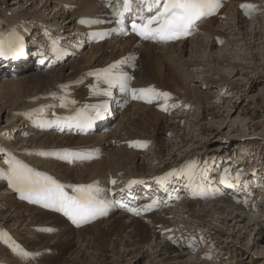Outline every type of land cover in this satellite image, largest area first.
<instances>
[{
    "label": "bare ground",
    "instance_id": "6f19581e",
    "mask_svg": "<svg viewBox=\"0 0 264 264\" xmlns=\"http://www.w3.org/2000/svg\"><path fill=\"white\" fill-rule=\"evenodd\" d=\"M18 1H22V4L31 1L32 3L28 2L31 7H28L24 12H17V9L15 15H12L11 12L4 15L5 22L0 21V34L8 37L10 33H15L18 43L23 46V54L18 57L26 59V61L22 62L23 64L20 63V66L9 63L10 61L5 57H0V121L6 122V124L0 123V132L4 134L23 132L24 135L37 132L38 135L33 134L34 136L28 139L27 148L23 146L24 143L13 144V140L10 142L11 139H8L10 143H7L13 144L11 146L14 150L9 148L10 145L8 147L0 145V154H6V158L10 156L12 159L32 167L36 172L52 177L65 186L64 191L69 195L74 194L76 185L95 184L103 190L102 198L115 195L133 200L139 196L141 201L133 207L139 211V214L133 211L123 212L116 215L117 217L112 219L107 228H102L101 221L105 218L89 225L78 224L77 226L75 222L70 223L69 216L59 212L55 207L45 209L36 205L43 203H32L35 207H29L24 202L16 201L11 194L5 191L3 193L7 201L2 203L6 208H15L13 210L15 213L13 214L10 208L9 215H6L0 208V213L2 211L0 214L1 227L9 228L8 230L17 238L20 234L13 226L28 221V226L30 229L32 228L28 233H36V235L38 233L39 243L43 242L44 244H39L38 247L41 250L38 248V253H30L28 257H22L17 252L18 248L29 253L25 242L32 243L31 249L35 248L38 243L34 242L31 237H25L23 241L17 238L18 242L22 244L11 239L9 240L12 242L11 246L6 245L5 248L2 247L3 245L0 246V258H7V261L0 260V264H122L129 261V256L131 257L129 264H138L145 258L149 262L144 264H212L210 259L205 258L210 254L209 250L203 245L200 246L201 240L195 236V231H206V239L213 248H215L218 238L226 235L233 236L235 231L231 232L232 225L233 227L240 225V229L258 225V234L263 237L264 204L250 203L249 198H253L254 191L245 180L240 177V181H238L235 178L239 175L234 178L230 172V175L226 171L221 173L217 167L208 163L202 167V171L195 175L191 169H186V164L191 159L189 156L205 153L219 154L217 145L212 142H217L218 137L224 136L222 128H224L227 118L234 123L233 125L237 124L235 130H238L239 124L248 126L254 121L249 119L248 123L247 119L242 118L244 113L250 112L253 116L255 113L250 110L252 107L249 108L246 104L240 103L242 98L232 105L230 101L224 106L210 105L211 98L213 99L211 101L215 102L217 98L225 97L218 96L213 91L214 89L221 88L224 93H228V90L233 89V85L235 88H238L239 85L237 86L238 83L232 80L233 77H200L196 71L201 65L198 64L200 62L189 61L185 55L189 50L190 52L193 50V41L197 34L200 33L207 40L209 39L207 41L209 46L216 47L215 44H220L229 36V34L225 35V38L222 34L224 31L237 28L242 33L245 28L243 25L248 22V17L252 18L250 21H257L261 25L262 34L258 37L264 40V0H226L225 7L219 14L201 25L192 38L164 46L142 43L138 48H134L136 42L134 37L111 39L98 44H91L88 41V32L96 26V23H81V21L110 19L113 9L107 7V2H110L111 6H115L118 3L116 0H80L77 3H70L68 6L64 4V0H44V3L39 5L41 6L40 10L33 7L35 0ZM230 4L231 8H229ZM242 5H253L254 9H245L241 7ZM50 8L54 10L53 16L44 12ZM67 8H69L67 16L69 19L64 21V13ZM240 9H244V11H240ZM225 11L229 13L227 14ZM224 13L228 15V21L225 22L222 19ZM61 18L63 20L60 22ZM217 22L221 23V27L227 26V23L231 24L225 30H221L222 28L218 30V28H214ZM231 34H233L232 31ZM254 36L257 37L256 32ZM25 40L31 49L28 47L25 49ZM75 43L76 49H80L79 46H82L81 50L76 53L79 56L76 59H71V62H65L64 59L68 55L67 47L73 48ZM104 45L111 47L112 53L107 54ZM253 46L255 45L244 43L241 49L243 47L251 49L252 55ZM35 47L40 49L38 53H36L37 49L33 50ZM132 50H135L140 56L133 71L131 88L151 87L158 92L170 95L167 99L164 97L153 99L152 103L143 99H133L130 95L129 105L121 110L115 99L104 95V92L109 91L110 87L103 80H98L96 73H99V67L107 65L109 61ZM203 52L206 56V52ZM205 58L203 59L204 63L211 62L217 67L232 64L231 56L229 57L226 53L208 54ZM40 64H44L45 68L39 69L37 65ZM17 65H19L18 68H16ZM18 69H22L23 75L20 73V75L13 76L14 71ZM231 69L232 71L238 70ZM257 85L258 81L252 80L251 91ZM178 95L185 96L186 100L172 103L171 100L177 99ZM192 95L196 98L195 107H198L199 104L202 105L199 107V112L194 113L193 118L190 113L187 117H181L178 115L179 113L173 114L179 112V108H190L189 111H191L192 106L189 99ZM73 101L75 103H72ZM251 102H253L252 105L257 103L255 100ZM104 105L106 108L109 106L112 108L113 117H116V120L112 118V121L106 124L99 134L83 135L79 133L76 135L72 130L80 126L73 124L68 127L63 124L48 123L55 121L58 117L65 118L74 115L78 110H84L90 116H94L96 109H106L102 107ZM230 106L232 108L228 109ZM213 109L220 110L212 113L213 117L219 118V122L217 120L207 121V116L211 115L209 112H212ZM223 112L228 113L226 117ZM39 113L42 115L39 116L40 119L34 116ZM19 124L32 125L34 129L29 126L21 128ZM37 127L38 131L35 130ZM51 128L57 129L58 134H55L54 130L45 132ZM248 128L251 129L252 126H248ZM1 135L0 144L6 142L2 141L6 136L3 138ZM196 136L198 138L194 139ZM241 138L247 139L245 136L237 137V139ZM134 142H139L141 145L146 144V146L153 143L154 148L151 149V147V150L146 151L143 148L145 146H137ZM189 142L191 145H188ZM244 142L233 140L225 144L229 148L230 145ZM108 147L111 148L108 149ZM47 149H59L52 152L60 153V155L65 151L80 153L88 158L63 159V164L56 161L60 155H43L40 158L36 156L40 155L41 150ZM32 151L36 155H32ZM94 152L99 154V160H93L89 156ZM139 152H143L142 156ZM31 161L34 163H29ZM181 162L183 164H180ZM8 168L9 166L6 165L0 167V170L6 173ZM168 173L174 174L161 183L162 176L160 175ZM0 178L7 181L5 176L0 175ZM68 180L70 181L67 182ZM113 180L116 182L115 184L112 183ZM134 180L143 181V183L132 184L129 188V183ZM182 180L186 182L181 186ZM177 185H180L181 194L185 193L186 198L183 203L181 202V207L167 209L169 204L175 202H173L175 198L181 196L179 192L175 191ZM1 186L0 184V189ZM229 194L232 196L230 197ZM1 199L3 200V197ZM146 205H151L150 210L164 207L163 212L166 213V216L145 215ZM1 206L3 205L1 204ZM20 207H25L29 214L19 211ZM247 210L259 212L249 211L251 214H248ZM115 211L110 207V212L116 213ZM172 212L176 215H172ZM168 215L173 217L167 218ZM149 216L151 222L146 225L143 221H147ZM178 216L180 218H177ZM65 221L67 222V224L64 223L66 225L65 234L50 237L52 233L61 232V226ZM44 223L52 225L49 227L37 226ZM46 229L50 231L47 232ZM170 230L174 231L169 232ZM2 232L0 231V239L3 241L5 235ZM150 232L153 239L149 238ZM182 237L190 238V242L187 244L180 242L179 239ZM51 245H54V248H51ZM253 245L258 247L256 243ZM199 246L200 249H198ZM90 249L92 252L89 251ZM191 250H196V254L187 252ZM97 252L98 255H96ZM260 252L259 256L264 258V250ZM261 264H264V259Z\"/></svg>",
    "mask_w": 264,
    "mask_h": 264
},
{
    "label": "rangeland",
    "instance_id": "374dc122",
    "mask_svg": "<svg viewBox=\"0 0 264 264\" xmlns=\"http://www.w3.org/2000/svg\"><path fill=\"white\" fill-rule=\"evenodd\" d=\"M79 1L80 0H70V1L64 0V4L66 6H68V5H70V3L71 4L72 3H77ZM28 2L32 3L31 1H28ZM28 2L25 3V4H22V1H18V0H0V21H2V20L4 21V15L6 16V15H8V13L10 14V12H11L12 15H15V13H17V12H24L28 7L30 8L31 5ZM42 3H44V0L43 1L42 0H35V2L33 3V5H34L33 7H36L37 9L40 10L41 6H39V5H41ZM231 6L232 5L230 4L229 8H231ZM17 9H18V11L15 12ZM241 10L244 11V9H240V11ZM68 11H69V8L66 9V12H65L66 14L64 13V15H65V18L63 17L65 19L64 21L69 19V17H67L69 15ZM44 12L49 14L50 16L54 15V10L52 8L46 9ZM225 12L227 14L229 13L228 11H225ZM226 13H224L223 16H222V19L224 20V22L227 20V17H228V15ZM63 18L60 19V22L63 20ZM261 18H263V17H261ZM250 20H252V18L250 19V17H248V22H250V23L247 22L248 23L247 24L245 22L246 24L243 25V27H245V28L243 29L242 33H240L237 28H234L236 31L235 30H231L233 32V34H231L230 29H228L230 32L228 30H226L227 32L224 31V33H222V34H224V37L226 38V36H228V34H229V36L226 38L227 40L224 39L220 44H215V45H217L216 47L212 46V45L209 46L208 42H207L209 39L207 40L202 34L200 35V33L197 34L196 37H195L197 39L194 38L195 42L193 41V50L191 52L189 50V52L185 55V57L189 61L200 62L198 64L199 65L201 64V65L196 70L197 74L200 75V77H203V78L206 77V76H208V77L209 76H211V77L213 76V78H217V77H220V76H226L228 78H232L233 77L232 80L235 81L236 83H238L237 84V86L239 85L238 88H235L234 87L235 85H233V89L231 91L228 90L229 91L228 93L227 92L224 93L221 88L214 89L213 91L216 92L218 94V96L219 95L220 96L223 95L225 97L224 98H220V99L217 98L216 99L217 101H215V102L211 101V99H212L211 98L210 99V105L224 106L225 104H228L229 101L231 102V105H232L238 99L242 98V99H240L241 100L240 103L241 104H246V106L249 107V108L252 107V108H250V110L255 113V116H253L252 113L250 114V112L244 113V115L242 116V118H245V119L248 120L247 121L248 123L250 122L249 119L254 120L250 125H248V126H252L251 129L248 128V126H243V125H246V124H243V125L239 124L238 130H235L237 128V124L233 125L234 123L229 118H227V120L225 121V124H224L225 126H224V128H222V132H223L224 136L223 137H218L219 139L217 140V142H215V141L212 142V143H215V145H217V150L219 149V151L217 153H219V154L216 155V154H212V153H210V154H208V153L206 154L205 153V154H200V155L189 156L191 159H190V162L186 164L187 165L186 169L187 170L191 169L193 174L195 175L196 173L202 171L203 170L202 167L206 166V163H208V164H213L215 167H217L220 170L221 173H224L226 171V173H228L229 175L231 173V175L234 176V178L239 175L235 179L240 181V177H241V179L245 180L247 182V184L251 187V189L254 191L253 198H251V199L249 198L250 203L252 204V203L255 202V204H256L257 202H259L260 204H264V55H263L264 54L263 53V51H264V48H263L264 40H263V38L260 39L258 37L259 35L262 34V32H261L262 30L260 29L261 25H259L257 23V21L253 22V21H250ZM229 24H231V23H227V26H224L222 24L223 27H224L223 28V27L220 26L221 23L217 22V23H215L214 28L215 29L218 28V30L222 28L221 30H225L229 26ZM252 27H255V28L252 29ZM255 32L257 34V37L254 36ZM239 39H240V41L241 40L242 41L240 42ZM26 40L24 42L25 49H26V47L31 49L29 44L26 43ZM244 43H249V44H254L255 45V46H253L254 48L252 47V52H253L252 55H251V49H244V47L241 49V46L244 45ZM228 45H229V47H228ZM75 46H76V43L73 45V48L72 47H70V48L67 47L68 55L64 59L65 62H71L70 61L71 59H76L79 56L78 54L76 55V53H77V51L79 49H76ZM160 46H163V45H160ZM205 46H207V47H205ZM222 46H223V48H222ZM188 47L190 48L189 44H188ZM258 47H260V48H258ZM221 48L223 49L222 52H221ZM33 50H36V53H38V51L40 49L35 47ZM104 50H105V52L107 54L112 53V48L111 47L109 48V46L104 45ZM203 51L206 52V56H208V54L209 55H211V54L220 55V54H225L226 53V55H229V57L231 56L230 62L232 64H229V65L226 64V65H224L222 67L221 66L217 67L211 62L204 63L203 59H206L205 58L206 56H204V52ZM73 53H75V54H73ZM71 54H73V56H71ZM7 60H9L10 61L9 63H11V64H14V65L19 64L20 66H21V64H23L22 62L26 61L24 59L23 60H19V61L14 60V59H7ZM19 65H17L16 68H18ZM37 67L39 69L45 68L43 65L42 66H38L37 65ZM230 67L233 68V69H235V68L238 69L237 71H239V72H237L236 70L232 71V69ZM21 70L20 69H18L17 71L15 70L14 73H13V76L20 75V73L22 74ZM252 80L258 81V85L255 87V89H252V91H251L250 83H251ZM204 89H206V88H204ZM179 97L180 96L178 95V98L177 99L174 98L173 101L171 100V102L172 103H179L180 101H185L186 100L185 96H181L180 99H179ZM261 98H262V100H261ZM253 100L257 101V103H255L254 105H252L253 102H251ZM189 102L191 103L193 111L192 110L189 111L190 110L189 107H188L189 109L179 108V112H176V113L174 112L173 114H178L179 113L178 115H180L181 117H187L189 115V113H190L191 118H193L194 117L193 114L194 113L195 114L198 113L199 112L198 111L199 107L202 106V105L199 104L198 107L197 106L195 107L196 98H194L193 95H192L191 99H189ZM193 105H194V107H193ZM218 106H216V107H218ZM210 107H211L210 109H212V106H210ZM230 108H232V107L231 106L228 107V109H230ZM53 109H54V107H53ZM218 111H220V110L216 111V110L213 109L212 112L210 111L209 113H211V115L209 114L207 116V121L217 120V122H219V118L213 117L214 114H212V113H215V112H218ZM223 114L226 117V115L228 113L227 112H223ZM34 116L36 118L38 117V119H40L39 116H42V115L39 113V114H35ZM2 121H4V120H2ZM2 121H0L1 124H4V123L6 124V122H2ZM220 121H222V120L220 119ZM21 122L23 123V120H21ZM217 122H216V124H218ZM21 124H19V125H21ZM226 125H227V127H226ZM25 126H27V127L29 126L31 129H34L32 125H21L19 127L27 128ZM35 126H36V124H35ZM35 130L38 131L39 130L38 127ZM52 130H54L55 134H58L57 133L58 130L54 129V128L53 129L52 128L51 129H47V130H45V132H51ZM23 131H24V129H23ZM42 132H44V131H42ZM36 133L33 132V133L29 134V135H24L23 132H21V133H15L14 132V133H11V134H4L2 132L1 134H3V135L0 134L1 137L5 138V136H6V138L3 139L2 141H6V142H2L0 145L4 146V147H8L10 145L9 148L11 150H14V149H12L13 147L11 145H13L15 143H20V144L24 143L25 145H23V146H26L25 148H27L26 144H27L28 139L30 137L34 136V135L35 136L38 135V133L37 134ZM94 134H99V131H97ZM257 135H258V137H257ZM238 136L239 137L240 136H245V137H247V139L246 138L244 140H243V138L237 139ZM196 138H198V136H196L194 139H196ZM8 139H11L10 142H12V140H13V142H12L13 144H9L10 142H9ZM233 140L234 141L237 140V142L238 141H241V142L246 141V142L241 143V144L238 143L236 145L233 144V145H230L229 148H227L228 146L226 147V144L228 142H230V141H233ZM251 140H253V141H251ZM7 142H9V143H7ZM221 143H223V144L220 145ZM152 144L153 143H151V145L149 144L148 146H145L143 148L146 151H148L151 147H152L151 149H153L154 146H152ZM188 145H191V142H189ZM28 147H30V146H28ZM110 148L111 147H108V149H110ZM144 149H143V151H144ZM58 150L59 149L41 150V153H49V152L58 151ZM26 152L28 153V151H26ZM32 152H33V154L31 153L32 155H36V153L34 151H32ZM41 153H40V155L37 154L36 156L39 157V158L43 157V155ZM139 153L142 156L143 152H139ZM5 156H6V154H0V167L6 166V165L9 166L8 161L12 160V158L10 156H9V158H6ZM89 156L93 160H99L100 159L99 158V154H97L95 152L89 154ZM56 161L59 162V163H63L64 164V162H63L64 160L62 158H60V157ZM29 163H34V162L31 161ZM180 164H183V162H181ZM30 165H32V164H30ZM175 166H176V164H175ZM30 168H32V167H30ZM253 174H254V176H253ZM160 176L165 177L166 174L165 175L163 174V175H160ZM69 181L70 180H68L67 182H69ZM185 182L186 181L182 180L180 182L181 186H182V184H185ZM2 183H4V184H2ZM0 184L2 185L1 189H0V195H1L0 199H1V197H3V200L2 199L0 200V205L2 204L3 206H1L0 208L2 209V211H4L3 213H5L6 215H9V210H10L11 207L10 208L9 207L6 208L4 206V204L2 203L3 201L4 202L7 201L5 199L6 198L5 194H4L5 191L8 192L9 194H11L16 201H18L20 203L24 202V204L29 206V207H35L32 204L33 202L31 200L24 199V198L21 197V195L11 186V184H10L8 179H7V181H4L3 178H0ZM177 186L178 187L175 188V191L179 192V195H181V196H179L178 198H175V200H173V202L174 201L175 202L169 204L167 206V209L181 207V202L183 203V200L186 198L185 193L181 194L182 191L179 188L180 185H177ZM6 188H8V189H6ZM229 196L231 197L232 194H229ZM103 199L108 201L109 198H108V196H105V198H103ZM36 205L40 206V207H44L45 209H49L50 208V207H45L43 204H36ZM14 209L15 208H11V212H13V214L15 213L13 211ZM154 209L151 210L148 213L144 212V214L145 215H149L150 214V215H152L151 217H153V216H157L158 217V216H161V215L164 216V217L166 216V213L163 212L164 207L163 208H154ZM18 210L19 211H23V213H25V214H29V211H27V209L25 207H20ZM2 211H1V213H2ZM249 211L252 212V213L259 212V211H251V210H249ZM249 211L247 210L246 213L249 214L250 213ZM59 212H62V211H59ZM115 212L116 213L111 212L107 217H105V219H103L101 221V225L100 226L102 228H107L108 225H110V222L112 221V219H114L116 215L118 216V215H120L122 213L121 211L119 212V210H116ZM172 213H173L172 215H176V213H174V212H172ZM151 217L149 216V219L147 221H143L142 219H139V220H142L143 223H146V225H147V224H149L151 222V220H150ZM172 217L173 216H169V215L167 216V218H172ZM108 218H109V220H107ZM177 218H180V216H178ZM25 222H21V224H18L17 226L14 225L15 227L13 226V228L15 230H17V233L20 234V236H18L17 238L18 239L20 238L21 241H23L25 237H29V238L31 237V239L34 242L38 243L36 245V247L31 249L30 247H31L32 243L28 244V242H25V245H27V248H29V253H32V254L38 253V251L41 250V248L38 247L39 244L40 243L44 244V243L43 242L39 243L38 240H40V238L38 237V233H37V235H36V233H34V234L33 233H28V231L30 232L32 228L30 229V227L28 226V224H27L28 221H25ZM246 222L248 223V221H246ZM64 223L67 224L66 221L63 222V225L65 227L63 225L61 226V228H62L61 232L57 231V232H55V234L52 233L50 235V237L53 238V237H58L59 235L60 236L64 235L65 232H66V225ZM243 224H245V223H243ZM51 225L52 224L44 223V224H39L37 226H39V227H49ZM2 227L0 225V231H3L2 233L5 235V237H4L5 239L3 241H2V239H0V246L3 245L2 247H4V248L7 247L8 245L11 246L12 242L11 241L9 242V240H11V239L15 240L17 243H21V242H18V239L13 236V234L11 233L10 230H8L9 228L7 229L4 226H2ZM17 227H19V228H17ZM241 227H243V226H241ZM250 228H248V229H240V225L235 226V227H233V225H232L231 232L235 231L233 233V236L228 237V235H226L225 237L218 238L219 242L217 241V244L215 245V248H213L211 243L206 239V237H207L206 236L207 235L206 231L199 230V231H195L194 233L196 234L195 236L198 237L199 240H201V245L200 246L203 245L204 248L209 250L210 254L207 257H205V258L206 259H210L213 262L212 264H261L264 258L260 257L259 254H261L260 251L264 250V235L262 237L261 235L258 234V231H259V226L258 225H256V227L254 225H252ZM45 231L48 232L50 230L46 229ZM164 231L166 232L167 230H164ZM171 231H174V230H170L169 232H171ZM149 236H150L149 237L150 239H153L151 232L149 233ZM0 238H1V236H0ZM190 238H191V236H190ZM190 238L182 237L179 240H180V242L182 241V243L187 244V243L190 242ZM254 243H256V245H258V247L254 246L253 245ZM53 246L51 245L50 247L54 248ZM200 246L198 247V249H200ZM38 248H39V250H38ZM33 250H36V251L33 252ZM122 250L124 251L123 248H122ZM89 251L92 252L91 249ZM195 251L196 250H191V251H187V252H190L191 254H196ZM44 252H46V251H44ZM101 254H104V253H101ZM96 255H98V252L96 253ZM6 259L7 258H5V259L0 258L1 261H7ZM128 260L131 261V257L130 256L128 257ZM147 260L148 259L145 258L141 262H139L138 264H144L146 262H149ZM254 260L260 261V262L257 263ZM129 261H125L122 264H129ZM97 264H99V263H97Z\"/></svg>",
    "mask_w": 264,
    "mask_h": 264
},
{
    "label": "snow or ice",
    "instance_id": "6c2138e0",
    "mask_svg": "<svg viewBox=\"0 0 264 264\" xmlns=\"http://www.w3.org/2000/svg\"><path fill=\"white\" fill-rule=\"evenodd\" d=\"M133 0H123L124 12L132 10ZM142 5L151 10L156 9V14L152 17L141 18L140 23L132 24V31L143 39L153 40H173L179 39L182 35L189 34L196 20L201 17L212 14L219 7V0H142ZM245 9H254L253 5H242ZM141 10H144L142 7ZM124 12H118V16H123ZM81 23H99V21L82 20ZM125 31L124 28L120 29ZM102 38V37H101ZM23 54V46L18 43V37L15 33H10L8 37L0 34V57L11 56L17 58ZM115 65H110L107 69L96 73L98 80L106 81L109 86L118 85L121 92L129 93L133 99H143L148 103H152L153 99L160 97L168 98L169 93L158 92L154 88H130L129 82L132 79L126 73L115 74L113 69ZM104 95H111L110 91H105ZM72 103H75L73 101ZM64 106L63 104L61 105ZM106 108V105L102 106ZM166 111L167 108L165 107ZM101 111L97 109L95 116H90L84 110H78L74 115L57 118L55 121H49V124L56 123L71 127L73 124L82 126L88 124L90 126L93 119H98ZM137 146L139 142H134ZM42 155H60L57 152L41 153ZM62 159H86L88 157L80 153L65 151L60 155ZM9 168L5 173L0 170V175L5 176L11 186L21 195L22 198L31 200L33 203H43L45 207H55L69 216L73 222L79 223L94 219L99 215H106L111 203L101 197L102 189L95 184L76 185L74 186V194L69 195L64 191L65 186L54 180L46 174L36 172L28 165L23 164L15 159L8 161ZM174 173H168L165 177H161L163 183L168 176ZM113 184L116 182L113 180ZM143 183V181H131L128 185ZM126 207V205H121ZM151 205H146L144 210H150ZM139 214L137 209H129ZM17 252L22 257H28L30 253L22 248H18Z\"/></svg>",
    "mask_w": 264,
    "mask_h": 264
}]
</instances>
